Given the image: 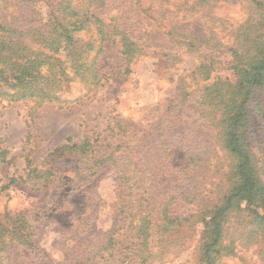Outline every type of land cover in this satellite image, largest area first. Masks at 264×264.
<instances>
[{
  "label": "rangeland",
  "instance_id": "374dc122",
  "mask_svg": "<svg viewBox=\"0 0 264 264\" xmlns=\"http://www.w3.org/2000/svg\"><path fill=\"white\" fill-rule=\"evenodd\" d=\"M211 2L0 0V36L31 50L44 51L60 26H80L83 8L100 20L76 32L94 38L82 73L55 54L72 77L56 98H18L17 87H0V264H200L201 220L231 186L221 113L200 98L217 74L228 76V46L264 31V0ZM124 34L134 44L129 57ZM250 89L243 136L264 184V69ZM80 141L81 154L54 152ZM112 168L129 181L117 183ZM150 174L145 188L155 196L146 202L137 186ZM156 192L170 194L171 217L188 218L166 241L157 237ZM142 216L145 240L133 229ZM250 218L227 215L223 242L231 246L217 264L264 262ZM22 223L34 232L32 248L12 236L23 235Z\"/></svg>",
  "mask_w": 264,
  "mask_h": 264
},
{
  "label": "trees",
  "instance_id": "16d2710c",
  "mask_svg": "<svg viewBox=\"0 0 264 264\" xmlns=\"http://www.w3.org/2000/svg\"><path fill=\"white\" fill-rule=\"evenodd\" d=\"M215 1L217 0H212L210 5ZM205 2L206 0H199L201 4ZM81 11L84 12L81 14L83 20H81L80 26L73 25V28L60 26L58 34L44 38L46 41L44 51L28 49L15 43L10 38L6 39L0 36V87L2 85L11 88L17 87L18 89L11 96H17L18 98L30 97L48 100L50 95L56 98L61 83L70 81L72 77L66 73L65 66H62L64 63L59 61L55 54L64 53L75 74L82 73L81 69H84L92 60L88 47L90 46L89 41L94 40V38L89 36L86 40L77 36L76 32L82 26L90 23L91 18L94 19L92 21L100 20L94 14L87 16V9L83 8ZM98 34H101V32L98 31ZM260 36L264 38L263 30L257 35L249 36L238 48L228 46L227 50L230 51L228 54L231 57L225 69L228 76L223 77L219 72L220 74H217L213 81L204 87L200 98L201 102L216 107L220 111L221 115L218 122L222 127V146L231 159L228 173L231 186L223 196L222 202L206 212L205 215L207 216L201 220L203 230L199 246L200 264H217L219 256L223 252H228L225 250L231 245L223 242V224L227 215L233 211L246 212L247 215L253 216L248 220V223L252 224L254 229L259 230L261 233V236L255 237V239L260 242L259 252L262 254V260L264 259V184L260 180L258 169L249 153L248 141L243 136L245 123L248 122L245 103L247 97H250V88L259 83L260 74L264 69V41H258ZM122 39V53L129 57L134 52L132 50L134 44L125 34L122 35ZM45 65H48V76L42 73V68ZM211 71H213L211 67L205 71V79H210ZM223 72L225 73V71ZM8 78L12 81H8ZM85 146L86 141H80L78 144L65 145L54 150V152L75 149L80 151L81 154V150L85 151ZM164 167L168 169V165ZM112 171L117 183L121 184L122 181H129L121 171L115 172L114 168H112ZM152 176L153 174H150L149 177L144 179V182L141 181L140 185L137 186L138 189H142V193L148 195L144 198L146 202H149L155 196L153 192L145 188V183H148ZM137 183H139V180ZM156 193L161 196V193ZM161 199H163V202L157 210L158 218L161 221L157 229V237L159 240H164V235L171 228L187 222L188 218L170 216V194L165 198L161 196ZM140 213L137 210L133 215H140ZM145 218L146 216H142L138 225L137 219L133 226L136 233L144 237V240L151 236L148 232V223L150 222L146 221ZM21 229L23 235L19 233L14 235L13 233L12 236L18 235L20 239L23 237V242L32 248L34 246L33 230L24 223H22ZM10 230L9 228L7 233L11 232ZM5 243L1 236L0 250L3 249ZM229 252H231L230 248ZM258 264H264V262Z\"/></svg>",
  "mask_w": 264,
  "mask_h": 264
}]
</instances>
